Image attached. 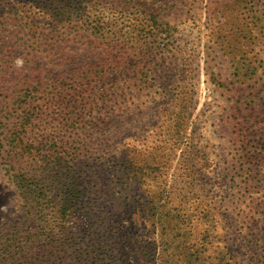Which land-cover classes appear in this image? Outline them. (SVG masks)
Returning <instances> with one entry per match:
<instances>
[{
	"label": "rangeland",
	"instance_id": "rangeland-1",
	"mask_svg": "<svg viewBox=\"0 0 264 264\" xmlns=\"http://www.w3.org/2000/svg\"><path fill=\"white\" fill-rule=\"evenodd\" d=\"M0 15V264H264V0Z\"/></svg>",
	"mask_w": 264,
	"mask_h": 264
},
{
	"label": "trees",
	"instance_id": "trees-1",
	"mask_svg": "<svg viewBox=\"0 0 264 264\" xmlns=\"http://www.w3.org/2000/svg\"><path fill=\"white\" fill-rule=\"evenodd\" d=\"M58 14H61V13H58ZM4 16L3 15H0V26H2V25H4L5 24V22L3 21L4 19ZM2 30V28L0 29V31ZM124 69V67L123 66H118V67H116L115 69H110V70H107L106 72L109 74V73H111V72H118V71H122ZM30 112H26L25 113V115L26 114H29ZM39 115H40V113H39ZM18 148H16V150H17ZM11 168L12 169H14V170H17V171H20L21 169H22V165H17L16 167L15 166H13V165H11ZM16 168V169H15ZM143 173H145L146 174V172L145 171H143ZM34 176V175H33ZM23 177H22V179H20V184L23 182ZM32 183H33V181H32ZM25 188H28V189H30V190H32V188H29V187H25ZM75 192H76V190H75ZM163 205H161V206H158V204H157V201L154 199L153 200V206H152V209L153 210H155V212H154V214L152 215V220L154 219L156 222H160V223H162L163 224V228L164 229H166V227H167V222H168V219H167V217L168 216H165L164 215V213L162 212V208L163 207H165V205L166 204H164V203H162ZM255 236H256V238H258V235L257 234H255ZM171 241V239H168V242H170ZM165 245H166V242H165Z\"/></svg>",
	"mask_w": 264,
	"mask_h": 264
}]
</instances>
